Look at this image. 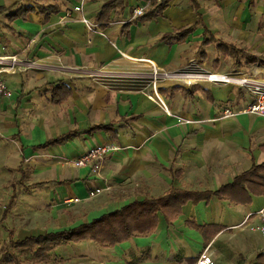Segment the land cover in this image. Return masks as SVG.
<instances>
[{"label":"crops","instance_id":"crops-1","mask_svg":"<svg viewBox=\"0 0 264 264\" xmlns=\"http://www.w3.org/2000/svg\"><path fill=\"white\" fill-rule=\"evenodd\" d=\"M14 1L0 0V6ZM107 1L57 0L59 11L46 18L33 0H23L24 5L33 7L28 18L15 19L10 23L11 30L0 25V59L18 54L38 58L46 68L2 75L12 95L0 96V170L11 169L18 177L9 181L7 192L0 191L5 198L0 224L12 221L9 211H14L21 200L28 202L24 207L49 205L53 210L78 197L84 199V208H90L86 220L90 221L133 200L158 196L172 186L214 192L232 183L253 163L264 162V115L237 113L221 117L224 108L242 107L246 99L244 89L231 84L197 82L199 89L188 96L180 90L168 92L169 87L177 85L169 78L166 82H154V89L148 79L152 68L173 71L191 62L200 65L208 61L209 47L202 51L207 46L218 55L212 58L216 71L238 69L260 77L264 66L258 64L255 55L215 35L216 26L226 18V6L239 5L240 18L248 20L250 15L264 14V0H194L199 6L197 10L191 0H168L163 12L150 20L132 18L131 11L142 0H126L121 8L110 13V22L100 28L95 18ZM198 15L203 24H197L183 41L167 44L160 40L164 33L194 24ZM0 21H6L4 15H0ZM204 37L213 39L200 46ZM221 40L242 48L253 56V61L244 65V56H240L241 66H237L234 57L224 56L216 49ZM83 69L144 75L139 79L104 78L103 82L74 76L83 74L78 71ZM60 83L70 92L65 99L63 92L52 95L54 90L60 92ZM95 125L109 128L89 131ZM70 131L75 133L64 141L41 146ZM111 143L118 149L108 153L98 174L91 173L88 166L72 165V160L89 148ZM46 184L53 186L29 192L33 186ZM104 186L107 192H124V198L115 200L110 196L107 201H99L103 205L90 207L92 203L85 202L88 191ZM0 188L4 189L1 182ZM262 208L264 195H253L246 204L215 196L197 203L186 201L172 226H167L159 215L153 233L113 247H101L108 252L104 264H190L188 259H195L201 248L211 252L212 264H235L241 256L251 260L256 251L264 249V235L237 225L248 213ZM188 219L200 226L217 225L222 230L206 245L200 232L186 226ZM3 225L6 232H14L13 226ZM40 234L44 233L24 237ZM167 234L170 237L164 239ZM160 246L165 249L166 258L151 259V251ZM132 249L144 251L145 259L124 261L123 256Z\"/></svg>","mask_w":264,"mask_h":264},{"label":"trees","instance_id":"trees-1","mask_svg":"<svg viewBox=\"0 0 264 264\" xmlns=\"http://www.w3.org/2000/svg\"><path fill=\"white\" fill-rule=\"evenodd\" d=\"M22 1L23 0H16L9 6H0V15H4L6 20L5 22L0 21V25L11 30L10 23L15 19L21 18L25 20L28 18L27 14L33 10V7L24 5ZM33 1L38 10L45 14L46 18H48L49 14L58 12L60 8L57 0ZM125 1L126 0H108L96 15L95 22L98 26L101 28L109 23L110 13L114 10L116 11L117 8H121L125 4ZM191 2L193 8L197 10L199 8L198 4L194 0H191ZM167 3L168 0H149V4L143 11V14L134 19H153L163 12L164 8L167 7ZM197 24H203L199 15L194 24L187 27H178V29H175L173 32L164 33L160 36V40L167 44H171L174 41H183L186 36L193 31ZM204 25V34H206V27ZM212 39L213 37H209L208 39L204 37L199 45H206ZM216 49L224 56L234 57L237 66H241L239 63L240 56H244V65L253 61V56H251V54L247 53L242 48H238L222 40L217 42ZM196 84L197 83L192 84L189 89H186L183 85L177 84L169 87L167 91L173 94L177 90H180L182 94L189 96L199 89ZM59 87L60 92L59 90H54L52 91V95L55 97V95L62 94L61 92H63L62 98L65 99L70 92L66 90L61 83ZM208 98L212 101L209 94ZM101 128H109V126L95 125L91 127L89 131ZM73 133H75V131L59 135L56 138L48 140L41 146L58 144L73 135ZM253 195H264V162L259 164L253 163L247 171L245 170V172L235 176L232 183L223 185L214 192L183 190L173 188L172 186V188H169L158 196L144 198L140 201L133 200L118 209H114V211L101 214L90 221H84L66 229L50 231L40 235H31L21 239L13 238L12 230L8 229V242L10 248L7 247L5 249L6 251L0 255V264L8 262L19 264L17 255L12 252L13 249L27 251L30 255L29 259L33 264L61 263L64 262L65 259H56V257L53 256L54 250L59 247L77 244L81 241H92L100 247H113L133 237L147 236L153 233L158 225L159 215L163 217L167 226H172V223L180 215L181 208L186 201L197 203L199 200L208 201L212 196H215L218 199L234 204H246L251 201ZM11 199L13 200V197ZM5 215L6 212L4 211L2 219L5 218ZM185 224L200 232L206 245L220 230H222L217 225L200 226L196 224L193 219L186 220ZM240 259L242 260H238L235 264H264V249L256 251L251 260H245L242 256ZM188 261L190 264H194L196 260L188 259Z\"/></svg>","mask_w":264,"mask_h":264},{"label":"rangeland","instance_id":"rangeland-1","mask_svg":"<svg viewBox=\"0 0 264 264\" xmlns=\"http://www.w3.org/2000/svg\"><path fill=\"white\" fill-rule=\"evenodd\" d=\"M140 5L141 3L135 5V7H139ZM147 6L148 5H146L145 8H147ZM218 7L220 8V5H218ZM224 10H225L226 18L223 22H221L219 27L216 26L217 28L216 31L218 33L215 36L223 40L224 39L228 40L239 47H244L248 52L255 55V60H257L258 64L264 66V18H261V16L264 14H262L261 16H257L256 14H254L253 16L250 15V19L247 20L245 18V20H242L240 18L241 8L239 5L226 6ZM210 45H213V43ZM208 47H209L208 52H209L210 59L208 61L202 62V64L200 65L196 63L194 64L193 62H191L192 64L191 66L194 67L193 69L200 73H202V69L209 70L211 72H220V73L228 72L229 70L228 71L227 70L216 71L217 68L214 67L212 58L218 57V55L215 52V50L213 51L212 49H210V46L203 48L202 51L205 52V50ZM10 56H15L16 59L20 61L18 65L16 64V66L11 69L10 73H14V72L17 73V71H25V70L46 69L42 67L44 65L41 64L40 61L37 60L38 58L31 59L28 56L21 57L18 54H13ZM7 61H9V59H3L2 61H0V67L8 65ZM163 72H168V70L167 71L163 70ZM10 73H6V74H10ZM74 74H75L74 75L75 77H83V76L89 77L88 74H81V73H74ZM259 76L264 77V71H262V73H260ZM90 78L91 79L94 78L97 81H101L102 79V82L104 81L103 77L101 78V77H91L90 76L89 79ZM112 79L119 80L118 78H112ZM105 80H108V79H105ZM166 80L167 78L160 77L157 79L156 84L159 82H166ZM170 81H172L173 83L177 82V84L182 85V83L178 80H170ZM197 82L200 83L204 81H202V79L199 78L198 80L191 82V84L197 83ZM105 84L106 86H109L108 82ZM153 85L154 84L151 82L150 86L153 87ZM222 85H225V84H222ZM15 177H18V174H15L14 172H12L11 169L10 170L7 169L5 172L0 170V182H1V186L4 187L3 190H1L0 188V191L7 192L9 181L14 180ZM51 186L53 185L46 184V185L33 186L29 189V192H32V193L39 192L41 189H46ZM107 189L108 188L105 187L103 191L100 192V194L98 193L96 196L89 197L85 202L92 203L90 205V207H92L94 204L103 205V203H99V201L100 202L101 200L107 201L106 199H108V197L110 196L114 198L115 200H118V199L120 200V198L121 199L124 198L122 196L124 192H120V191L107 192L109 191ZM130 193L134 194V192H130ZM4 199L5 198L3 196H0V214L3 209L4 202H5ZM21 201L22 203L19 206H16V209L14 211H12V209L9 211V214L11 215L9 218L12 221H8V222L6 221V223L3 222L0 224V255L4 251H6L5 249L7 247L10 248V245L8 242L9 236L7 235L6 230L2 227L4 226L3 224L7 225L8 227H10V225L13 226L14 238H21V237H24V235H27L30 233H45L47 231H52V230L66 229L81 221L84 222L88 218L87 214H89V212L87 213V211L90 209L86 207L84 208V206L82 205V203L84 202V199L83 200L80 199L79 201L71 202L69 204L65 203L66 201L62 202L60 207H56V209H53V210L49 205L41 206V208L36 205H33V206L27 205V207H24L23 205L24 204L26 205L28 202L25 200H21ZM175 231H178V230H175ZM169 237L170 235L167 234V236L163 238L167 239ZM77 244H72L66 247L57 248L56 250H54L53 256L56 257V259L65 258V261L69 262L68 264H71L73 262H74L73 264H76V263L78 264H104V260L106 258L105 255L108 252L102 249L100 246H98V244L96 245L92 241H88V242L81 241L79 245ZM164 250L165 249H163L162 246H160V248L157 247L156 249L151 251L150 258L158 259V258L165 257L164 254L166 252L164 253ZM202 250L203 249L201 248L197 252L195 260L198 258V255H200ZM12 252H14L17 255V261L19 264H33L31 263L29 259L30 255L28 254L27 251H24L21 249H13ZM161 252H163V254ZM184 254L186 253H183V255ZM144 257H145L144 251L134 252L132 249L128 252L126 257L123 256V260L133 261L135 258L145 259ZM176 258L178 259L179 256L176 255ZM238 260H242V259H238ZM3 264H15V263L8 262V263H3ZM50 264H60V263H50Z\"/></svg>","mask_w":264,"mask_h":264},{"label":"built area","instance_id":"built-area-1","mask_svg":"<svg viewBox=\"0 0 264 264\" xmlns=\"http://www.w3.org/2000/svg\"><path fill=\"white\" fill-rule=\"evenodd\" d=\"M159 1V0H158ZM149 4V0H143L139 7H135L132 12V18L140 16L143 14L144 8ZM75 10H79V6L74 7ZM81 21L85 22L84 19ZM3 59H9L7 61L8 65L0 67V96L4 98H9L12 95L11 90L8 88L5 79L3 78L4 73H10L11 69L19 64V60L16 59L15 56H3ZM7 57V58H6ZM3 59H0L2 61ZM190 64L189 66H185L184 68L163 72L157 70H151L148 74V79L154 83L158 78H169L171 80H178L185 87H190L191 82L202 79L204 82H211L214 84H231L237 87H240L245 90V101L241 108L238 110H233L230 108H224L221 114V117H231L236 115L237 113H254L264 115V78L257 77L255 72H247L242 70H229L225 73L220 72H211L209 70H203L202 73L194 70ZM197 67V65H196ZM199 67V66H198ZM82 71L83 74H88L89 77H103V78H140L144 73L132 72V71H122L115 72L104 69H96V70H78ZM194 84V83H193ZM154 86V85H153ZM154 89V88H153ZM181 121V119H178ZM187 121V120H183ZM118 149V146L115 144H98L87 150L84 154L79 156L78 158L72 160V165L75 167H83L88 166L90 168V172L93 174H98L105 157L108 153L113 152ZM104 188L96 187L92 188L88 191L87 196L93 197L98 193L103 191ZM80 198L75 197L66 200V203H71L75 201H79ZM240 228L248 229L253 232H259L264 235V208L260 209V211H255L252 213H248L244 216V219L237 225ZM194 264H212V254L207 248H204L198 258L196 259Z\"/></svg>","mask_w":264,"mask_h":264},{"label":"bare ground","instance_id":"bare-ground-1","mask_svg":"<svg viewBox=\"0 0 264 264\" xmlns=\"http://www.w3.org/2000/svg\"><path fill=\"white\" fill-rule=\"evenodd\" d=\"M5 61H6V60H5ZM151 68H152V67H151ZM152 70H153V71H156V70H154V68H152ZM158 70H159V68H158ZM151 92L153 93V91H151ZM149 97L151 98V95H150Z\"/></svg>","mask_w":264,"mask_h":264}]
</instances>
